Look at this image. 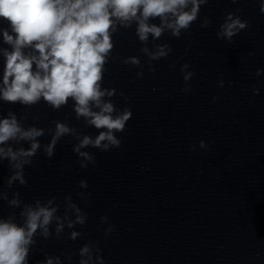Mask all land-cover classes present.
<instances>
[{"label":"clouds","instance_id":"obj_1","mask_svg":"<svg viewBox=\"0 0 264 264\" xmlns=\"http://www.w3.org/2000/svg\"><path fill=\"white\" fill-rule=\"evenodd\" d=\"M209 0H0V20L6 21L14 35L3 30V39L13 46L11 52L5 51V65L0 99L9 103H19L32 106L41 99L58 110L74 103L76 118H85V122L96 129H104L92 138L85 135L73 146V152L80 158L82 168L94 164L92 154L82 151L87 147L108 151L120 147L121 140L115 133L122 132L126 122L132 116L130 109L125 108L117 113L111 100L115 90L102 87L105 65L114 47L112 35L119 26L130 27L137 24L136 34L141 42H147L149 35L159 38L165 29L171 31L173 37L179 38L183 31L191 28L198 19L200 8ZM261 13H264V0H261ZM160 20V25L150 24V19ZM208 18L201 27H208ZM248 27L247 21H242L238 15L228 13L220 26L217 36L232 42L233 37ZM31 46L39 55H25L23 48ZM148 52L146 48L142 49ZM172 49L168 45L157 46V51L150 54L151 60L166 57ZM125 63L139 64L135 57ZM35 64L36 70H33ZM182 66V70L188 68ZM154 71V69H150ZM259 74V71L257 72ZM142 75V74H138ZM189 72L184 79L193 76ZM188 91V89H183ZM215 99V98H214ZM74 129L65 123L56 122L55 131L44 153L48 158L54 155L59 140L72 135ZM43 129L36 127L23 128L14 113L0 119V162L8 161L11 175L7 186L14 182L26 185L25 166L32 164V158L41 148L40 137ZM27 143L13 148L9 142ZM86 161V162H85ZM81 188H87V182H79ZM84 199L83 192L78 193ZM90 195V193L88 194ZM0 199L7 200L10 207L21 208L20 193H13L9 200L7 193L0 192ZM52 196L44 201L36 199L34 203L23 204L19 215L23 224L15 222L16 214L7 219L0 218V264H28L29 248L35 243L33 237L40 231L44 239L52 236L50 225L55 220L57 237L63 231L64 221L67 227L83 226L88 215L70 195L64 198V217L56 215L60 205ZM69 215L75 216L74 220ZM102 222L107 217H101ZM114 226H109L106 236L113 232ZM83 235L72 231L69 239L75 241ZM98 242H89L79 249V264H104L100 255ZM71 259V257H68ZM44 264H54L53 258H47ZM55 264H61L59 257Z\"/></svg>","mask_w":264,"mask_h":264}]
</instances>
